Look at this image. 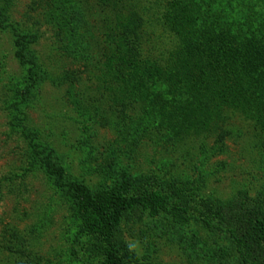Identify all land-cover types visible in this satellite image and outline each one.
Here are the masks:
<instances>
[{"label": "rangeland", "instance_id": "1", "mask_svg": "<svg viewBox=\"0 0 264 264\" xmlns=\"http://www.w3.org/2000/svg\"><path fill=\"white\" fill-rule=\"evenodd\" d=\"M125 2L144 9L150 55L170 49L158 22L168 0ZM0 12V264H105L101 238L33 143L94 193L181 190L182 217L142 207L122 215L115 241L128 264H240L229 233L203 218L207 204L232 200L264 214V130L230 109L172 132L153 92L136 80L123 87L112 54L121 19L104 0H0ZM18 35L36 63L28 93ZM171 111L187 118L194 109Z\"/></svg>", "mask_w": 264, "mask_h": 264}, {"label": "trees", "instance_id": "2", "mask_svg": "<svg viewBox=\"0 0 264 264\" xmlns=\"http://www.w3.org/2000/svg\"><path fill=\"white\" fill-rule=\"evenodd\" d=\"M104 3L121 19L112 54L123 87L136 80L137 86L153 92L161 103L159 119L165 118L172 132L180 124L190 129L230 109L247 115L264 130V0H168L158 22L173 37V44L158 56L148 50L150 31L144 9L125 0ZM22 38L18 35L16 40V57L30 65L31 83L24 89L28 93L36 63L28 59ZM172 103L192 107L193 114L187 118L172 111L164 114ZM32 146L54 177V185L74 201L87 228L101 238L105 264H128L127 251L122 254L115 241L127 210L142 207L152 215L170 211L181 217L186 212L181 190H175L174 184L138 194L119 187L94 193L75 180H66L65 168L53 164L48 147ZM167 188L170 193L163 192ZM170 199L180 203L169 208ZM206 208L203 220L207 224L216 220L214 226L229 233L240 264H264V214L243 200Z\"/></svg>", "mask_w": 264, "mask_h": 264}]
</instances>
